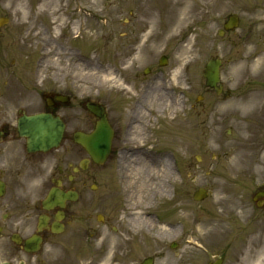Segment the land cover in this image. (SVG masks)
I'll use <instances>...</instances> for the list:
<instances>
[{
  "label": "rangeland",
  "instance_id": "obj_1",
  "mask_svg": "<svg viewBox=\"0 0 264 264\" xmlns=\"http://www.w3.org/2000/svg\"><path fill=\"white\" fill-rule=\"evenodd\" d=\"M159 1L167 5L165 0ZM199 2L188 16L190 24L170 38L163 32L159 13L153 17L140 11L144 0H0V16L10 18L0 27V101L38 92L49 74L53 85L70 81L64 75L68 73L76 90L110 103L114 112L121 113L126 106L128 117L135 108L141 125L138 130L153 131L149 149L157 154L160 148L166 151L172 166L169 197L157 196L159 200L145 216L159 235L161 223L170 222L174 230L170 245L180 239L182 248L184 237L219 235L217 227L222 229L227 222L244 225L251 218L250 190L264 180V0ZM232 13L240 16V26L220 37L217 32ZM79 31L81 37L75 40ZM42 52L46 53L43 59ZM162 54L169 58L164 67L159 65ZM211 57L223 61V95L207 91L205 86L204 66ZM148 66L152 72L145 75ZM19 70H24V76ZM105 78H111L109 83ZM13 79L17 86L10 84ZM12 87L15 90L9 92ZM253 92L262 95L256 108L237 103ZM198 94L205 95L199 103ZM210 98L214 99L212 105ZM230 103L234 109L230 113L213 107ZM139 112L142 116L152 113L148 128ZM197 154L202 155L199 162ZM120 166L124 176H146L142 166ZM154 184L143 185L141 194L146 200ZM202 185L212 195L196 204L192 192ZM104 212L103 207H94L93 232L99 231L101 239L93 241L100 244L108 237L113 245L115 237H126V233L116 234L112 227L99 223L96 216ZM132 214L122 205L119 221L111 217L110 225L121 229V225H144L142 211ZM246 236V232L240 233L238 240L245 241L242 237ZM175 252L167 251L170 263L178 259ZM144 253L135 258L141 259Z\"/></svg>",
  "mask_w": 264,
  "mask_h": 264
},
{
  "label": "flooded vegetation",
  "instance_id": "obj_2",
  "mask_svg": "<svg viewBox=\"0 0 264 264\" xmlns=\"http://www.w3.org/2000/svg\"><path fill=\"white\" fill-rule=\"evenodd\" d=\"M50 95V101L54 106H47L46 101L42 100L43 108L61 115L66 121V132L68 131L61 150H57L59 153L56 151L29 153L25 143L19 140L17 131L8 124L2 125L4 139L0 143V179L5 182L6 189L3 195H0V253L5 261L22 264H57L56 260L49 259L45 255L39 259V262L33 261L32 258L42 252L48 240L56 236L50 229L45 228L40 231L38 223L43 214L48 215L50 221L55 219L58 209L45 210L42 200L48 187L53 184V176H57L55 169L60 162L64 160L65 164V168H62L58 175L61 176L63 187L66 190H77L79 198L86 203L85 208L92 200V195L87 190L88 178L92 176H79V173H74L73 165L78 164L87 153L74 141L73 132L78 128L91 129L95 125L96 117L89 111L83 114L79 109L82 103L63 104L56 101V94ZM121 132L120 126L116 128L114 150L110 159L115 156L116 149L118 153L120 152ZM93 166L94 163L90 162V167ZM70 205L69 202L65 222H68ZM86 217L89 218L87 214ZM33 234H39L44 240L42 249L35 254L24 247L27 239ZM105 251L107 252V248ZM89 256L94 257V254ZM92 264H95L94 260Z\"/></svg>",
  "mask_w": 264,
  "mask_h": 264
},
{
  "label": "bare ground",
  "instance_id": "obj_3",
  "mask_svg": "<svg viewBox=\"0 0 264 264\" xmlns=\"http://www.w3.org/2000/svg\"><path fill=\"white\" fill-rule=\"evenodd\" d=\"M168 3L167 6H163L159 0H144L145 5L140 6L142 13L148 14L154 17V14H160L161 23H164L166 29L170 32V38L176 35V32L184 25L188 23V16L194 10L196 4L200 3L199 0H165ZM151 27H154L155 21L150 18ZM109 83L108 78L103 81ZM262 95L260 92L251 93L246 99L241 100L247 107H255L261 100ZM218 108V107H217ZM220 112L227 113L233 111L232 108L224 107L218 108ZM145 171L148 176H144L143 181L147 180H159L160 195L169 193V183L172 178V166L170 160L162 155L157 159H154L152 164L146 166ZM174 234V230L171 231L170 235Z\"/></svg>",
  "mask_w": 264,
  "mask_h": 264
},
{
  "label": "water",
  "instance_id": "obj_4",
  "mask_svg": "<svg viewBox=\"0 0 264 264\" xmlns=\"http://www.w3.org/2000/svg\"><path fill=\"white\" fill-rule=\"evenodd\" d=\"M216 72H217V70L214 69L213 77H212L213 82L217 78ZM28 120H31V121L26 123V127H25L26 133L29 134L33 139H35V140L38 139V141L42 147H45L46 145L53 143L54 141H56L59 138V134L57 132H49L50 134L43 132L41 129V123H39L38 119L28 118ZM40 120H41V118H40ZM42 125L44 127L49 128L48 123L44 122V120L42 122ZM35 131H37V132H35ZM96 147H98V145Z\"/></svg>",
  "mask_w": 264,
  "mask_h": 264
}]
</instances>
